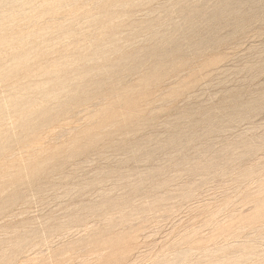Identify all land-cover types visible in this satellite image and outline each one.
<instances>
[{"label": "rangeland", "instance_id": "374dc122", "mask_svg": "<svg viewBox=\"0 0 264 264\" xmlns=\"http://www.w3.org/2000/svg\"><path fill=\"white\" fill-rule=\"evenodd\" d=\"M0 24V264H264V0Z\"/></svg>", "mask_w": 264, "mask_h": 264}, {"label": "bare ground", "instance_id": "6f19581e", "mask_svg": "<svg viewBox=\"0 0 264 264\" xmlns=\"http://www.w3.org/2000/svg\"><path fill=\"white\" fill-rule=\"evenodd\" d=\"M42 1H43V0H42ZM45 1H47V0H45ZM61 1H62V0H61ZM75 1H76V0H75ZM50 2H51V1H50ZM59 2H60V1H59ZM59 2H58V3H59ZM72 2H73V0H72ZM1 4H2V3H1ZM44 4H45V3H44ZM54 4H55V3H54ZM70 4H72V3H70ZM48 5H49V4H48ZM50 5H51V4H50ZM74 5H76V3H75ZM31 6H32V4H31ZM36 6H37V4H36ZM45 6H46V4H45ZM38 7H40V5H39ZM38 7H37V8H38ZM48 7H49V6H48ZM51 7H53V5H52ZM57 8H58V7H57ZM49 9H50V8H49ZM39 10H40V9H39ZM56 11H57V10H56ZM51 12H52V11H51ZM57 12H58V11H57ZM22 13H23V12H22ZM20 14H21V13H20ZM23 15H24V13H23ZM23 15H22V16H23ZM9 16H10V15H9ZM18 17H21V16H18ZM8 18H9V17H8ZM11 18H12V17H11ZM15 18H16V17H15ZM29 19H30V18H29ZM31 19H32V18H31ZM27 20H28V19H27ZM11 21H12V20H11ZM22 22H23V21H22ZM30 22H31V21H30ZM33 22H34V21H33ZM2 23H3V22H2ZM5 23H6V22H5ZM12 23H14V22H12ZM31 23H32V22H31ZM0 25H1V24H0ZM30 25H31V24H30ZM8 26H9V25H8ZM8 26H7V27H8ZM27 26H28V24H27ZM9 27H11V26H9ZM31 27H32V26H31ZM23 29H24V28H23ZM38 30H39V29H38ZM40 30H41V29H40ZM11 31H12V30H11ZM32 34H33V33H32ZM34 35H35V34H34ZM39 35H40V34H39ZM27 36H28V35H27ZM30 37H31V36H30ZM32 37H33V36H32ZM28 38H29V37H28ZM41 39H43V38H41ZM17 40H18V39H17ZM43 41H44V40H43ZM4 42H5V41H4ZM18 42H19V41H18ZM19 43H20V42H19ZM21 43H22V42H21ZM43 44H44V43H43ZM50 44H51V43H50ZM50 44H49V45H50ZM6 45H7V44H6ZM10 45H11V44H10ZM47 45H48V43H47ZM45 46H46V44H45ZM33 47H34V46H33ZM38 49H39V48H38ZM45 49H46V47H45ZM3 51H4V50H3ZM13 51H14V50H13ZM13 51H12V52H13ZM32 52H33V51H32ZM36 52H37V50H36ZM40 52H41V51H40ZM45 52H46V51H45ZM3 53H4V52H3ZM13 53H14V52H13ZM11 54H12V53H11ZM41 54H42V53H41ZM44 55H45V54H44ZM0 58H1V57H0ZM37 58H38V57H37ZM22 60H23V59H22ZM31 62H32V61H31ZM31 62H30V63H31ZM28 63H29V62H28ZM24 64H25V63H24ZM51 66H52V65H51ZM53 66H54V65H53ZM55 66H56V65H55ZM41 67H42V66H41ZM1 69H2V68H1ZM1 69H0V70H1ZM35 75H36V74H35ZM53 77H55V76H53ZM65 81H66V80H65ZM40 90H41V89H40ZM40 90H39V91H40ZM45 98H46V97H45ZM8 102H9V101H8ZM10 108H11V107H10ZM1 122H2V121H1ZM1 122H0V123H1ZM0 128H2V127H0Z\"/></svg>", "mask_w": 264, "mask_h": 264}]
</instances>
